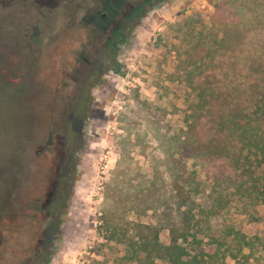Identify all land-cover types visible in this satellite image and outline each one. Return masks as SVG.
Segmentation results:
<instances>
[{
    "label": "rangeland",
    "instance_id": "1",
    "mask_svg": "<svg viewBox=\"0 0 264 264\" xmlns=\"http://www.w3.org/2000/svg\"><path fill=\"white\" fill-rule=\"evenodd\" d=\"M41 1L35 0L36 10ZM63 1L58 2L59 26L65 23V13L60 8ZM68 1L73 5L81 3ZM214 1L131 0L128 16L137 17L124 30V37L111 47L108 63L101 66L102 74L87 86L85 109L68 119L69 126L79 133L70 144V178L64 180L66 207L60 213L47 208L34 219V204H42L55 187L57 162L53 146L44 144L49 139L45 110L49 97L39 96L49 86L44 66L51 53L45 43L51 41L52 33L43 30L50 29L53 20L46 15L40 17V51L35 54L19 49L12 34L0 30V223L8 227L0 230L5 238L0 246V264L7 247L15 252L4 259L10 264H16L18 254L24 250L40 251L44 264H126L121 260L122 247L104 240L102 223L106 205L118 213L120 199L132 198L120 191L124 181L137 180L128 172L124 180L116 181L114 191V168L124 150L133 162V171L148 176L151 157L159 155L154 134H171L182 127L187 92L175 75V48L184 24L206 21ZM144 2L147 7L142 6ZM61 66V59H57L56 67ZM61 84L58 81V86ZM51 136L50 143L54 144L55 137ZM257 174L264 182V164ZM198 177L203 179L201 173ZM107 199H111L110 203H106ZM233 200L228 211L212 223L239 227L247 236L261 238L264 244V205L251 210ZM197 202L201 203L199 199ZM133 216L126 212L125 219L130 221ZM135 218L152 224L156 214L146 211ZM58 221L61 224L57 226ZM39 231L41 241L35 244ZM160 240L166 241V233ZM225 264L233 262L226 259Z\"/></svg>",
    "mask_w": 264,
    "mask_h": 264
},
{
    "label": "trees",
    "instance_id": "2",
    "mask_svg": "<svg viewBox=\"0 0 264 264\" xmlns=\"http://www.w3.org/2000/svg\"><path fill=\"white\" fill-rule=\"evenodd\" d=\"M181 29L174 71L187 92L182 127L154 134L159 155L151 157L148 176L133 171L121 151L111 186L116 191L128 172L137 181L120 187L132 196L120 199L122 215L105 206L104 240L122 247L126 264H264L261 238L212 223L232 198L251 210L264 205L257 174L264 164V0H215L206 21ZM66 201L59 195L49 209L60 213ZM146 211L156 214L152 224L135 218Z\"/></svg>",
    "mask_w": 264,
    "mask_h": 264
},
{
    "label": "flooded vegetation",
    "instance_id": "3",
    "mask_svg": "<svg viewBox=\"0 0 264 264\" xmlns=\"http://www.w3.org/2000/svg\"><path fill=\"white\" fill-rule=\"evenodd\" d=\"M58 2L59 0H42L36 10L35 0H0V30L10 32L17 47L27 54L40 51L41 41L39 43L37 40L40 17L46 15L53 20L50 29L47 27L43 30L44 33H52L51 41L45 43V47L50 49L51 57L48 58L49 63L44 66L49 86L46 85L39 92V96L49 97L45 108L49 139L44 144L47 147L53 146L57 162L53 174L55 187L47 194L42 204H36L33 219L36 218L35 215L49 208L51 201L57 196L67 194L64 180L68 181L70 178V154L73 151L70 144L79 133L69 126L68 119L85 109L89 94L87 86H90L92 79L96 80L102 74L101 66L110 55L111 47L119 42L121 33L127 29L133 18L137 17L128 16L131 0H81L78 5L66 0L60 3L61 11L65 13V23L59 26ZM142 6L147 7V3L144 2ZM57 59H61L62 66L59 69L56 67ZM58 81L62 82L60 86ZM73 87L76 88L74 95ZM51 135L55 137L54 144L50 143ZM41 152L37 151L36 154ZM7 228L4 223H0L1 231ZM1 231L2 247L5 238ZM39 234L40 231L36 234L35 244L41 241ZM13 243L18 244L16 241ZM11 253L15 252L8 247L3 251V264H10L4 259ZM40 255L38 250H24L18 254L19 260L15 263L44 264L45 260Z\"/></svg>",
    "mask_w": 264,
    "mask_h": 264
},
{
    "label": "water",
    "instance_id": "4",
    "mask_svg": "<svg viewBox=\"0 0 264 264\" xmlns=\"http://www.w3.org/2000/svg\"><path fill=\"white\" fill-rule=\"evenodd\" d=\"M35 201L39 202V199H36ZM26 206H27V208H29V207H30V205H29V204H27ZM35 206H37V205H36V204H34V207H35Z\"/></svg>",
    "mask_w": 264,
    "mask_h": 264
},
{
    "label": "built area",
    "instance_id": "5",
    "mask_svg": "<svg viewBox=\"0 0 264 264\" xmlns=\"http://www.w3.org/2000/svg\"><path fill=\"white\" fill-rule=\"evenodd\" d=\"M202 7V6H201ZM106 159V158H105Z\"/></svg>",
    "mask_w": 264,
    "mask_h": 264
}]
</instances>
